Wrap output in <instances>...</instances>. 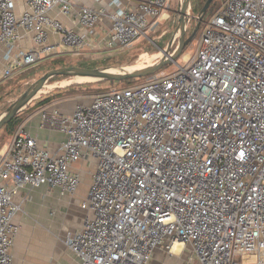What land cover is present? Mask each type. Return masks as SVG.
<instances>
[{
	"label": "built area",
	"instance_id": "built-area-1",
	"mask_svg": "<svg viewBox=\"0 0 264 264\" xmlns=\"http://www.w3.org/2000/svg\"><path fill=\"white\" fill-rule=\"evenodd\" d=\"M124 1L75 11L73 0H0V81L67 51L132 47L170 18V0ZM181 59L71 112L45 106L42 126L66 137L57 152L17 128L0 155V264H14L18 190L74 195L81 162L96 170L90 214L65 235L79 264H149L176 240L197 264H264V0H222Z\"/></svg>",
	"mask_w": 264,
	"mask_h": 264
},
{
	"label": "rangeland",
	"instance_id": "rangeland-1",
	"mask_svg": "<svg viewBox=\"0 0 264 264\" xmlns=\"http://www.w3.org/2000/svg\"><path fill=\"white\" fill-rule=\"evenodd\" d=\"M181 0H170L169 11L170 18L168 20H162L160 25L150 32H148V38H141L132 47H122L117 45L113 48H97V49H87L83 53L74 54L72 52L64 53L57 57H49L39 62V64L34 65L26 70H23L14 77L7 78L0 81V114L12 103L14 102L24 90L36 79L41 77L46 71L57 68L61 66H93V67H106L110 69H122V68H132V67H142L150 64L156 63L161 59L164 49L178 26L179 14L178 9ZM202 0H192V4L198 6ZM222 4V0H213L211 3V9L203 18L200 28L194 37V39L185 47L182 55L178 58L182 62V56L185 54H193L197 51L198 40L206 27L207 22L211 19L213 8H219ZM210 8V7H209ZM197 24L196 20L190 22L186 37L191 35L195 26ZM178 40L174 43L172 51L177 47ZM151 61V63L149 62ZM175 67V64L171 62L166 65L164 69L171 70ZM145 77L135 78L131 82H108V81H87L83 79H74L68 77H55L51 79L44 88L43 91L34 98V100L29 104L28 108L35 105H40V102L46 99L50 100H84L92 97L93 95L104 93L111 90H119L127 87L136 85L137 83L143 82ZM28 108L25 110L27 111ZM26 112L18 114L14 119L7 123L2 129H0V144H4L9 140V136L15 128L14 122L19 119ZM14 127V128H13ZM17 130V128H16ZM15 130V132H16ZM14 132V134H15ZM13 134V135H14ZM13 137V136H12ZM94 166V167H93ZM87 165L88 169L95 170L96 165ZM92 176V175H91ZM91 176L89 180H91ZM84 180V175L82 173V181ZM176 242L183 243L184 241L176 240L174 242L168 241L156 250V255L153 259H156L160 264L166 263L172 260L175 255L181 257L180 259L184 261L183 264H197L196 258L193 252L192 245L190 243H183L184 248L181 253L173 252V246ZM70 254L67 253L65 259L68 260ZM166 258V259H165ZM169 258V260H167Z\"/></svg>",
	"mask_w": 264,
	"mask_h": 264
},
{
	"label": "crops",
	"instance_id": "crops-1",
	"mask_svg": "<svg viewBox=\"0 0 264 264\" xmlns=\"http://www.w3.org/2000/svg\"><path fill=\"white\" fill-rule=\"evenodd\" d=\"M74 10L81 6L106 7L110 0H73ZM140 0L124 1L127 7L135 6ZM63 22L69 24L71 20L63 18ZM108 24L104 20L103 25ZM59 36L51 35V41H58ZM24 46H31L30 36L26 35L22 41ZM67 51L66 53H69ZM81 100V99H80ZM88 100V99H84ZM79 100H50L40 102V105L28 108L17 119L15 128L9 136V140L0 144V155L3 154L12 139V136L20 125H24L33 137H36L41 146L57 152L65 141V135L57 129L42 126L41 110L50 103L60 102L65 112H71ZM92 163L81 162L74 166L84 175L78 191L74 195H62L59 189H50L43 185L37 188L23 187L18 190L15 200L23 203V210L15 220L20 225V231L15 237L12 249L14 264H79L80 259L71 251L65 243V235L68 231L79 230L85 221L89 211L82 207V202L87 198L91 180L95 170L87 168ZM92 178V176H91ZM158 249V248H157ZM156 249V250H157ZM156 250L154 256L156 255ZM183 249L179 252L181 253ZM175 252V251H173ZM69 253L68 260L65 259ZM176 253V252H175ZM175 255L172 260L163 264H183L184 261ZM166 259V258H165ZM169 260V258H167ZM149 264H160L152 259Z\"/></svg>",
	"mask_w": 264,
	"mask_h": 264
},
{
	"label": "water",
	"instance_id": "water-1",
	"mask_svg": "<svg viewBox=\"0 0 264 264\" xmlns=\"http://www.w3.org/2000/svg\"><path fill=\"white\" fill-rule=\"evenodd\" d=\"M213 0H207L200 10L199 14L195 17L197 24L188 37H186L189 17H191V3L192 0H181L178 14L179 22L174 32L173 37L162 49V57L154 64H150L142 67L122 68V69H110L106 67H89V66H61L52 68L46 71L41 77L33 81L24 92L12 102L1 114H0V129H2L7 123L14 119L18 114L27 109L29 104L38 96L42 90L46 87V84L55 77H68L74 79H83L87 81H124L128 79L148 77L171 62L177 60L183 53L185 47L196 36L201 22L204 16L208 12V9ZM178 40L177 47L172 51L174 43Z\"/></svg>",
	"mask_w": 264,
	"mask_h": 264
},
{
	"label": "trees",
	"instance_id": "trees-1",
	"mask_svg": "<svg viewBox=\"0 0 264 264\" xmlns=\"http://www.w3.org/2000/svg\"><path fill=\"white\" fill-rule=\"evenodd\" d=\"M206 1H207V0H202L198 6H195L194 4H192V9H191L192 14H194V15H198L199 12H200V10L202 9V7H203V5L205 4ZM210 9H211V6H210V8L208 9V12L210 11ZM217 9H218V8H216V9L213 8V13H215V12L217 11ZM213 13H212V14H213ZM81 66H87V65H81ZM89 67H93V66H89ZM134 80H135V78H134V79L124 80V81H126V82H131V81H134ZM98 82H102V81H98ZM108 82H110V81H108ZM114 82H123V81H113V83H114ZM46 101L48 102V101H50V99H46Z\"/></svg>",
	"mask_w": 264,
	"mask_h": 264
},
{
	"label": "bare ground",
	"instance_id": "bare-ground-1",
	"mask_svg": "<svg viewBox=\"0 0 264 264\" xmlns=\"http://www.w3.org/2000/svg\"><path fill=\"white\" fill-rule=\"evenodd\" d=\"M151 63V61H149ZM49 85L46 84V87H48ZM45 87V88H46ZM43 91V90H42ZM184 243V242H183ZM183 243H180V242H176L173 246V251H175L176 253H179L183 248H184V245ZM185 244V243H184Z\"/></svg>",
	"mask_w": 264,
	"mask_h": 264
}]
</instances>
